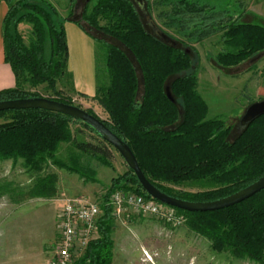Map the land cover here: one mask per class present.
I'll return each instance as SVG.
<instances>
[{"label": "trees", "instance_id": "trees-1", "mask_svg": "<svg viewBox=\"0 0 264 264\" xmlns=\"http://www.w3.org/2000/svg\"><path fill=\"white\" fill-rule=\"evenodd\" d=\"M0 1L7 5L2 19L4 61L15 78L14 87L0 90V101L39 97L24 84H46L54 93L50 99L70 104L55 90V83L68 75L63 24L71 21L105 48L109 82L105 87L98 86L94 95L108 114V120L102 121L129 146L154 186L178 198L209 201L264 176V114L238 129L230 140L231 127L224 120L207 118L208 106L196 89L197 55L182 49L184 42L178 45L165 32L175 45L155 36L133 0H88L86 5L69 0L68 14L63 17L48 1ZM167 1L171 5L167 22L175 23L182 36L199 40L222 32L224 48L215 57L220 67L237 66L264 51V25L239 21V15L228 5L220 6L211 0ZM17 15V22L31 25L28 44L8 29ZM166 87L173 100L167 96ZM0 118V160L21 159L28 168L50 161L86 181H97L95 170L79 165L77 158L69 164L56 158L59 144L71 142L79 152L109 164L112 154L104 140L97 144L72 138L68 127L71 122L82 123L95 132L80 120L44 109L0 111ZM54 178L51 175L50 179H42L45 184L41 188L29 187L22 198L48 196L54 187L46 183ZM205 179L219 187L178 196L162 185ZM117 189L149 196L130 168L113 178L101 202L98 235L73 264L112 263L113 216L106 201ZM175 210L191 229L209 237L217 249L264 264V189L216 211Z\"/></svg>", "mask_w": 264, "mask_h": 264}, {"label": "rangeland", "instance_id": "rangeland-1", "mask_svg": "<svg viewBox=\"0 0 264 264\" xmlns=\"http://www.w3.org/2000/svg\"><path fill=\"white\" fill-rule=\"evenodd\" d=\"M44 1L50 2L61 17L68 14L69 0ZM212 1L220 6L228 5L230 11L239 15V21L264 25V0ZM79 2L81 5L87 3L85 0ZM139 9L148 29L150 26L145 15H148L163 33L176 40L178 45L181 41L184 42L181 45L182 49L197 55L196 89L208 106L207 118L218 117L224 120L231 127L229 139L234 138L238 132L237 124L245 108L250 103L258 101L257 86L262 85L264 88V51L254 54L237 66L220 67L215 57L224 48L221 31L206 35L199 40L182 36L181 32L175 29V23L167 22L171 9L167 0H143V8L139 7ZM17 17L18 15L13 18L8 29L11 33H18L24 44H28L31 25L23 21L17 22ZM95 43L96 88L105 87L109 82L105 66L106 50L99 43ZM171 79L172 77L167 79V83ZM24 86L36 96L54 97V93L46 88V84L36 87H29L27 84ZM55 90L70 104L93 113L100 120H108V114L94 97L95 94L87 96L76 91L69 74L56 80ZM2 121L3 119L0 118V122ZM68 127L72 138L77 141L97 144L103 141L82 123L71 122ZM106 145L112 154L108 158V166L90 155L79 152L71 142H61L56 150L55 155L58 160L69 164L70 161L72 163V159L77 158L79 165L94 169V177L97 181H86L78 174L55 166L50 161L28 168L21 159H1L0 192L3 195L0 196V207L4 210V219L0 221V234L6 238L13 233L12 241H17L20 237L19 233L25 231L27 239L28 237L29 240L35 239V244H32L33 248L30 247V250H35L36 264H48L56 245V219L62 200L84 195L90 200L96 199L101 203L111 180L129 171V167L119 153L109 144ZM51 175H54V180L47 181L46 184L54 187L52 193L45 197L22 198L29 187L41 188L45 184L41 180L50 179ZM162 185L178 196L210 191L219 187L208 179L179 184L162 183ZM18 208L21 217L15 220L12 215ZM15 224H18L16 229L20 232L15 229ZM111 239L113 242L111 264H262L235 256L226 249H217L209 237L191 229L184 217L181 222L172 224L155 215H141L127 210L113 217ZM24 242L19 240L18 249H27V244ZM14 244L16 245V242ZM80 256L81 254L71 264Z\"/></svg>", "mask_w": 264, "mask_h": 264}, {"label": "water", "instance_id": "water-1", "mask_svg": "<svg viewBox=\"0 0 264 264\" xmlns=\"http://www.w3.org/2000/svg\"><path fill=\"white\" fill-rule=\"evenodd\" d=\"M88 1V0H85ZM139 7L143 8V0H133ZM146 21L153 34L165 43L175 45V42L165 35L148 15ZM167 96L173 100L169 88L166 87ZM16 109H44L65 114L73 119L82 121L91 127L99 137L112 146L124 159L127 166L133 171L143 191L153 199L165 205L190 212L216 211L233 206L251 197L264 189V176L251 184L221 198L209 201H191L169 195L154 186L141 171L135 155L129 146L117 137L98 117L88 113L82 108L45 97H29L23 99L0 101V111ZM264 114V100L250 103L244 110L237 124L238 129L244 128L249 122ZM264 261V258H263Z\"/></svg>", "mask_w": 264, "mask_h": 264}, {"label": "built area", "instance_id": "built-area-1", "mask_svg": "<svg viewBox=\"0 0 264 264\" xmlns=\"http://www.w3.org/2000/svg\"><path fill=\"white\" fill-rule=\"evenodd\" d=\"M106 202L113 217L131 210L141 215L158 216L172 224L183 220L174 207L131 190L117 189L110 193ZM100 215L99 200H90L84 195L62 200L56 219V245L48 264H71L82 254L87 244L98 235Z\"/></svg>", "mask_w": 264, "mask_h": 264}, {"label": "crops", "instance_id": "crops-1", "mask_svg": "<svg viewBox=\"0 0 264 264\" xmlns=\"http://www.w3.org/2000/svg\"><path fill=\"white\" fill-rule=\"evenodd\" d=\"M6 11L7 5L5 2L0 1V90L15 86L13 72L9 64L4 61L3 53L2 19ZM63 26L68 49L67 73L71 77V81L76 91L83 95L93 96L96 90V43L75 23L65 21ZM257 89L258 100H264V88L262 85H258ZM2 195L3 193L0 192V196ZM21 200L23 199L21 198ZM15 204H17L16 201ZM3 211V208L0 207V221L4 219ZM27 212L29 213V211ZM12 217L15 218V220L21 217L19 208L17 209V212L12 215ZM16 225L18 224L14 225L15 229ZM16 230L20 232L19 229ZM19 234L20 237L17 238V241H12L13 233L11 236H9L10 234L7 235L6 238L3 234H0V264H36L35 250H30V247L33 248L32 244H35V239L33 238L32 240H29V237L27 239L25 231ZM19 240L25 241L24 243L27 244V246L25 245L27 247L26 250L18 249ZM15 242L16 245L14 244Z\"/></svg>", "mask_w": 264, "mask_h": 264}]
</instances>
